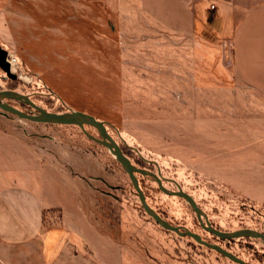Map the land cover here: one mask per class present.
<instances>
[{
    "label": "rangeland",
    "instance_id": "obj_1",
    "mask_svg": "<svg viewBox=\"0 0 264 264\" xmlns=\"http://www.w3.org/2000/svg\"><path fill=\"white\" fill-rule=\"evenodd\" d=\"M136 6L0 0V47L16 59L17 77L0 69V91L25 94L46 111L93 115L136 168L158 172L165 190L187 193L212 227L264 234V98L234 78L220 34H175L139 17ZM4 102L35 112L21 101ZM85 130L99 137L93 127ZM0 145V168L7 170L0 178L51 205L44 230L62 235L72 221L90 245L82 260L62 256L61 263L34 242L0 243V264H235L150 219L120 164L79 127L0 111ZM55 171L72 182L56 179ZM136 176L162 219L248 264H264L260 240L205 232L183 198Z\"/></svg>",
    "mask_w": 264,
    "mask_h": 264
},
{
    "label": "crops",
    "instance_id": "obj_2",
    "mask_svg": "<svg viewBox=\"0 0 264 264\" xmlns=\"http://www.w3.org/2000/svg\"><path fill=\"white\" fill-rule=\"evenodd\" d=\"M136 3L138 16L160 29L188 36L220 34L234 78L264 98V0H136ZM210 5L214 9L210 10ZM208 21L218 23L217 29L213 30ZM5 171L1 169L0 173ZM52 174L63 182H72L67 174L56 171ZM7 185L0 178V243L23 247L34 242L38 244V252H49L61 263L62 256L82 260V248L90 249V245L78 233L75 222L70 221L71 232L62 235L55 230L46 232L43 215L51 210V205L43 204L27 187Z\"/></svg>",
    "mask_w": 264,
    "mask_h": 264
},
{
    "label": "water",
    "instance_id": "obj_3",
    "mask_svg": "<svg viewBox=\"0 0 264 264\" xmlns=\"http://www.w3.org/2000/svg\"><path fill=\"white\" fill-rule=\"evenodd\" d=\"M8 55V52L0 47V69L3 73H5L6 77L11 80H17V77L11 72V66L8 64L6 57ZM14 99L17 101H21L25 103L27 106L35 110L34 114H29L27 112H24L20 109L14 108L13 106L9 105L8 103L4 102V99ZM0 111L4 115L6 113H9L11 115L16 116L17 118H21L30 122H39V123H45V124H56V125H71L75 127H79V129L82 131V133L89 138L90 140L95 141L102 147L109 150L110 154L114 157L115 161L120 164L121 169L127 174L131 181V185L133 190L136 192V195L138 196L139 204L141 205L144 213L154 222L159 225L162 229L165 231H170L178 235L179 237L186 236L191 238L196 244L202 245L204 247H207L208 249H212L216 251L218 254H220L222 257L227 258L234 262L235 264H248L245 260H242L241 258H238L231 252H229L227 249L225 250L221 246L215 244V243H208L205 240L202 239L200 234L193 233L187 229H181L180 227L174 226L170 224L168 221L162 219L159 214L151 208L145 201V196L143 191H141L138 183V178L136 174H140L142 176H147L152 178L156 184L159 190H161L165 194H170L177 196L179 198H183L184 201L189 204L191 210L193 211L195 218H197V221L205 232H208L209 234H212L216 236L219 239L222 240H232V239H240L242 237L246 238H252V239H258L261 241L262 245H264V234L251 229H240L237 231H219L211 226L208 219L205 217L202 210L198 207V205L194 202V200L184 191L177 188V191H169L165 190L162 186V181L157 172V174L153 173L152 171H148L142 168H136L127 156L124 154L123 150L118 146L116 141L112 138L110 134L106 131V123L100 120H97L93 115H89L82 111H72L68 110L63 113H56L51 111H46L42 109L41 107L36 106L30 98L22 93H17L12 90H4L0 91ZM85 126L93 127L99 137H95L94 135H89L86 130Z\"/></svg>",
    "mask_w": 264,
    "mask_h": 264
},
{
    "label": "built area",
    "instance_id": "obj_4",
    "mask_svg": "<svg viewBox=\"0 0 264 264\" xmlns=\"http://www.w3.org/2000/svg\"><path fill=\"white\" fill-rule=\"evenodd\" d=\"M211 9H214V7L211 6ZM6 60L10 66H12V65L16 66V59L12 55L8 54L6 57Z\"/></svg>",
    "mask_w": 264,
    "mask_h": 264
},
{
    "label": "bare ground",
    "instance_id": "obj_5",
    "mask_svg": "<svg viewBox=\"0 0 264 264\" xmlns=\"http://www.w3.org/2000/svg\"><path fill=\"white\" fill-rule=\"evenodd\" d=\"M14 68H15V65H12V66H11V72H14ZM20 76H21V75H20ZM20 76H19V77H20Z\"/></svg>",
    "mask_w": 264,
    "mask_h": 264
},
{
    "label": "flooded vegetation",
    "instance_id": "obj_6",
    "mask_svg": "<svg viewBox=\"0 0 264 264\" xmlns=\"http://www.w3.org/2000/svg\"><path fill=\"white\" fill-rule=\"evenodd\" d=\"M107 131V124L105 125ZM96 131V130H95ZM97 133V132H96ZM128 158V157H127ZM129 159V158H128ZM130 161V160H129ZM132 163V162H131ZM133 164V163H132ZM134 165V164H133ZM135 166V165H134ZM159 176V175H158ZM161 178V177H160ZM162 181V180H161ZM212 226V225H211Z\"/></svg>",
    "mask_w": 264,
    "mask_h": 264
},
{
    "label": "trees",
    "instance_id": "obj_7",
    "mask_svg": "<svg viewBox=\"0 0 264 264\" xmlns=\"http://www.w3.org/2000/svg\"><path fill=\"white\" fill-rule=\"evenodd\" d=\"M216 229V228H215ZM220 231V230H219ZM214 236V235H213ZM216 237V236H215ZM189 238V237H188ZM191 239V238H190ZM192 240V239H191ZM220 255V254H219ZM221 256V255H220ZM222 257V256H221ZM224 258V257H223ZM226 259V258H225Z\"/></svg>",
    "mask_w": 264,
    "mask_h": 264
}]
</instances>
